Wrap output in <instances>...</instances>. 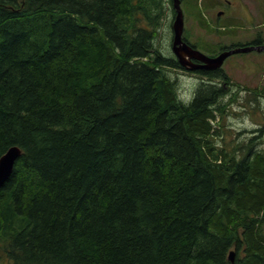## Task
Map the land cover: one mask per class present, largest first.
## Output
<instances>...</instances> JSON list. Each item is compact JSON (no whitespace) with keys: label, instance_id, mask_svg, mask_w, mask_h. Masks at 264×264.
<instances>
[{"label":"trees","instance_id":"obj_1","mask_svg":"<svg viewBox=\"0 0 264 264\" xmlns=\"http://www.w3.org/2000/svg\"><path fill=\"white\" fill-rule=\"evenodd\" d=\"M164 8L0 0V264H264V149L225 69L180 95Z\"/></svg>","mask_w":264,"mask_h":264},{"label":"rangeland","instance_id":"obj_2","mask_svg":"<svg viewBox=\"0 0 264 264\" xmlns=\"http://www.w3.org/2000/svg\"><path fill=\"white\" fill-rule=\"evenodd\" d=\"M210 0H183L182 9L185 16V35L198 44L199 51L213 57L226 48H236L262 38L264 40V1L245 0L251 4V11L260 13L251 19L239 17L233 22L228 17L229 8L220 4L211 6ZM164 16L155 46L169 56H175L172 51L173 9L169 0H165ZM199 17V18H198ZM205 24H203L201 21ZM207 24V25H206ZM223 69L230 75L232 83V98L227 104L230 114L227 119L228 133L233 136L239 131L236 141L257 135L259 148L264 149V131L258 129L264 122V51H251L233 54L227 58ZM174 76L179 75L180 95L188 98L199 86L202 76L191 75L182 70H170ZM238 86V87H237ZM235 87H237L235 89ZM258 89L259 100L253 99L249 91ZM252 98V99H251ZM258 103V104H257ZM236 129L237 131H235ZM231 135V134H230ZM2 264H6L5 260Z\"/></svg>","mask_w":264,"mask_h":264},{"label":"water","instance_id":"obj_3","mask_svg":"<svg viewBox=\"0 0 264 264\" xmlns=\"http://www.w3.org/2000/svg\"><path fill=\"white\" fill-rule=\"evenodd\" d=\"M173 5L176 11V17L173 24L174 39L173 52L180 62V64L190 70L205 68V69H219L223 66L226 59L236 53L250 52L253 50L264 51V46H250L245 48H237L226 50L216 57H210L196 48L191 47L184 41L185 20L184 12L182 10L181 0H173ZM194 60L201 61V64H196ZM0 159V189L5 182L11 177L15 164L21 155L20 148H13L9 153L5 154ZM229 259L232 263L236 260V252L231 251Z\"/></svg>","mask_w":264,"mask_h":264},{"label":"flooded vegetation","instance_id":"obj_4","mask_svg":"<svg viewBox=\"0 0 264 264\" xmlns=\"http://www.w3.org/2000/svg\"><path fill=\"white\" fill-rule=\"evenodd\" d=\"M183 2V0H182ZM169 3L172 5V9H173V22H174V18L176 16V11L173 7V0H169ZM208 4H210L211 6H217L218 4H220L223 8H229V12H228V17L230 18V20L232 21H236L239 19V17H244V18H249L251 19L254 16L258 15L260 12L256 11L254 14L251 11V4L247 3L245 0H210L208 2ZM240 13V14H239ZM238 14V16L236 15ZM172 33H173V38H174V30H173V23H172ZM172 38V39H173ZM184 41L189 44L191 47H193L195 44L192 43L187 37L186 35H184ZM258 40L255 39L251 42H249L248 44H254V45H264V40L262 38L259 39V43L257 42ZM247 45V44H246ZM245 45V46H246ZM242 46V45H241ZM244 46V45H243ZM172 48H173V40H172ZM193 48H199V47H193ZM194 62L196 64H201V61L198 60H194ZM198 70H208L205 68H200V69H195L192 72H188L191 75L194 74L195 71ZM210 70V69H209ZM214 70V69H213Z\"/></svg>","mask_w":264,"mask_h":264},{"label":"bare ground","instance_id":"obj_5","mask_svg":"<svg viewBox=\"0 0 264 264\" xmlns=\"http://www.w3.org/2000/svg\"><path fill=\"white\" fill-rule=\"evenodd\" d=\"M141 32H142V30H141ZM130 36H131V35H130ZM137 36H138V35H137ZM131 38H132V37H131ZM140 42H141V41H140ZM120 54H121V53H120ZM173 79H174V78H173ZM179 98H180V97H179ZM13 148H20V149H21V147H19V146H13V147H11L6 153H9ZM6 153H5V154H6ZM22 153H23V151H22V149H21V155H22ZM5 154H3L2 157H1L0 159H2L4 156H6ZM21 155H20V157H21ZM20 157H19V158H20ZM19 158H18V159H19ZM14 168H15V167H14ZM233 208H234V207H233ZM234 263H235V262H234ZM234 263H233V264H234Z\"/></svg>","mask_w":264,"mask_h":264},{"label":"crops","instance_id":"obj_6","mask_svg":"<svg viewBox=\"0 0 264 264\" xmlns=\"http://www.w3.org/2000/svg\"><path fill=\"white\" fill-rule=\"evenodd\" d=\"M264 1V0H263Z\"/></svg>","mask_w":264,"mask_h":264}]
</instances>
